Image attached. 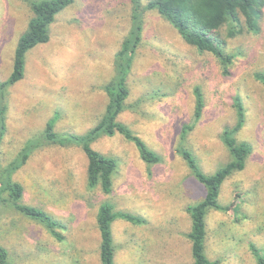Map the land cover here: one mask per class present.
<instances>
[{
  "label": "rangeland",
  "instance_id": "obj_1",
  "mask_svg": "<svg viewBox=\"0 0 264 264\" xmlns=\"http://www.w3.org/2000/svg\"><path fill=\"white\" fill-rule=\"evenodd\" d=\"M255 14V32L227 38L225 27L219 31L225 51L236 55L229 75H222L212 55L188 48L158 14L145 13L119 120L159 163L143 162L134 145L117 134L98 139L91 148L117 163L112 192L105 195L87 185L79 145L39 146L10 181L23 188V205L55 221L57 237L1 202L0 246L10 264H100L95 218L102 203L117 216L111 224L114 264H192L187 209L204 190L177 151L192 152L204 175L221 168L229 157L221 135L236 123L234 96L245 109V124L235 137L252 153L244 169L221 185V210L205 218L204 254L217 264L264 258V87L255 77L264 76V2ZM30 17L26 0H0V83L12 71L14 50ZM129 26V0H74L56 17L49 41L26 54L23 79L6 89L1 167L47 123L70 136L95 126L108 100L103 87L114 75V57ZM194 87L203 94L202 116L182 134L191 123ZM123 214L134 222L121 219Z\"/></svg>",
  "mask_w": 264,
  "mask_h": 264
},
{
  "label": "trees",
  "instance_id": "obj_2",
  "mask_svg": "<svg viewBox=\"0 0 264 264\" xmlns=\"http://www.w3.org/2000/svg\"><path fill=\"white\" fill-rule=\"evenodd\" d=\"M26 1L30 7L31 17L26 31L17 41L12 60V71L7 80L0 83V144L6 129V89L23 79L26 54L37 45L46 44L49 41L51 24L65 8L74 2V0ZM263 2V0H148L143 4L142 0H129L130 26L114 57V75L103 87L108 99L104 113L95 126L81 136L58 134L54 132L52 124L47 123L39 137L25 143L16 157L6 166H0V195L6 194V198H0V203L8 204L25 219L42 226L51 237L56 239L55 221H51L43 211L23 205L21 203L23 188L18 183L10 181V177L27 163L29 156L39 146L63 145L71 142L79 145L86 157L87 185L90 188H99L105 195L112 192V180L116 173L117 163L114 159L103 157L91 148V144L98 139L111 138L117 134L134 145L143 162L148 165L158 164L160 158L119 120L126 109L125 102L129 95L126 76L142 41L145 13L158 14L174 29L188 48L196 50L199 54L212 55L219 63L222 75H229L236 55L225 51L224 41L218 36L219 31L225 27L227 38H233L243 32H255L258 28L256 9L260 10ZM255 77L264 87V76L256 75ZM192 93L194 97L193 115L190 125L182 127V134L194 128L195 123L201 119L204 108L201 89L194 87ZM232 107L235 111L236 123L232 128H225L222 132L221 141L229 157L221 168L213 174L204 175L199 170L192 152L186 149L177 151L191 176L204 190L202 199L187 209L191 221L187 239L190 242L192 264H217L208 260L204 254L205 218L209 212L221 210L222 206L218 203L221 185L231 175L244 169L252 153V148L248 143L239 142L235 137L245 124V109L239 96L233 97ZM225 210L228 208L226 207ZM116 217L109 203H102L99 206L95 221L100 239V264H114L111 224ZM120 217L124 221L134 222L131 216L123 214ZM0 264H10L8 252L2 246H0ZM254 264H264V258L257 257Z\"/></svg>",
  "mask_w": 264,
  "mask_h": 264
}]
</instances>
